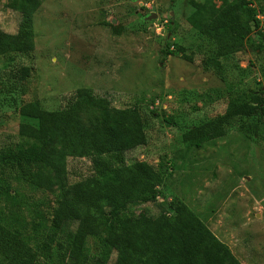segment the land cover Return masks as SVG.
<instances>
[{
  "label": "rangeland",
  "instance_id": "1",
  "mask_svg": "<svg viewBox=\"0 0 264 264\" xmlns=\"http://www.w3.org/2000/svg\"><path fill=\"white\" fill-rule=\"evenodd\" d=\"M249 2L260 27L234 51L218 54L216 39L188 22L191 0H41L33 17L34 48L0 54V154L25 140L20 123L38 124L18 112L23 103L57 110L82 102L102 116L100 107L76 95L90 88L111 107L136 106L146 143L105 160L110 168L134 160L166 162L173 174L159 182L155 200L130 205L121 216L146 212L194 227L193 214L241 264H264V116H237L200 146L181 137L190 126L224 113L229 103L264 93V0ZM19 18L8 0H0L2 31L15 33ZM79 117L89 123L86 112ZM253 124L256 133L246 127ZM67 168L70 184L94 174L86 156H69ZM20 189L29 200H44L40 209L50 224L55 195ZM78 228L64 227L56 241L64 246L54 243L43 264H59L64 251L63 264H73L78 246L68 251L65 232Z\"/></svg>",
  "mask_w": 264,
  "mask_h": 264
},
{
  "label": "trees",
  "instance_id": "2",
  "mask_svg": "<svg viewBox=\"0 0 264 264\" xmlns=\"http://www.w3.org/2000/svg\"><path fill=\"white\" fill-rule=\"evenodd\" d=\"M191 1L194 10L187 16L188 22L216 39L218 54L225 49L234 51L252 29L260 27L257 9L249 0ZM8 4L20 18L15 33L0 29V54L30 51L34 48L33 17L41 0H8ZM182 51L179 48L175 53ZM209 61L220 65L217 58ZM23 69L26 76L28 69ZM76 95L100 107L103 115L82 102L57 110L43 109L38 101L18 107L22 116L36 119L38 124L20 123L19 134L25 140L0 154V264H43L59 242V233L71 223L80 226L76 234L65 232L68 251L78 246L73 264H113V253L114 264H241L193 214L194 227L146 212L121 216L130 205L155 200L159 182L173 171L166 162L154 166L145 160L110 168L104 155L146 143L142 115L136 106H109L90 88L78 89ZM81 112L88 114V124L80 119ZM257 114L264 116V93L254 94L247 102L229 103L224 113L187 128L182 141L200 146L220 135L233 118ZM165 121L171 123L170 118ZM246 127L257 132L256 124ZM69 156L89 157L94 174L70 184ZM22 186L55 195L50 224L40 209L44 200H29ZM64 255L65 251L59 264Z\"/></svg>",
  "mask_w": 264,
  "mask_h": 264
}]
</instances>
